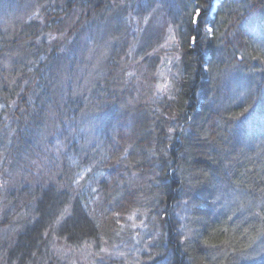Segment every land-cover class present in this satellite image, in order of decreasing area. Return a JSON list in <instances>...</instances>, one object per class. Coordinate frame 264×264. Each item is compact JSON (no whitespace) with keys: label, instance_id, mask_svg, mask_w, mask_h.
I'll use <instances>...</instances> for the list:
<instances>
[{"label":"trees","instance_id":"16d2710c","mask_svg":"<svg viewBox=\"0 0 264 264\" xmlns=\"http://www.w3.org/2000/svg\"><path fill=\"white\" fill-rule=\"evenodd\" d=\"M23 1L2 0L12 10H21ZM67 1L84 9L86 17L116 3ZM174 1L182 23V79L172 106L179 125L167 143L161 142L165 126L159 120L152 119L149 128L148 118L122 103L121 61L116 51L104 59L106 74L93 89L84 84L74 94L70 82L55 90V50L46 45L29 46L33 56L52 62L49 73L43 71L46 63L33 68L29 65L22 48L30 36L27 24L17 20L10 33L0 27V131L7 128L0 132V174L7 178L6 169L18 172L17 165L30 159L51 133L49 127L53 131L56 127L60 138L65 134L72 140L75 137L72 142L64 138L67 153L75 152L82 163L101 171L99 196L92 199L89 210L81 211L75 202L74 215L63 222L67 228L61 232L69 242L86 236L96 240L99 234L110 236L115 211L142 205L158 216L156 223L167 235L159 245H165L171 264H264V0ZM44 13L47 26L62 15L54 7H46ZM30 78L36 79L37 85L25 84ZM11 104L15 115H10L5 125L2 118ZM100 115L112 124L105 129L99 149L92 155L77 152L76 146L83 147L86 141L84 131ZM9 128L12 132L7 136ZM153 141L155 156L150 155L152 160L148 161L144 159L147 152L141 149ZM69 167L63 165L57 179L67 180L65 184L75 192L70 181L73 172L70 179L62 175ZM130 168L157 169L154 187L150 191L145 188L146 192L129 188ZM13 177L15 184L10 186L14 188L6 200L15 208L7 213L8 220L20 210L22 196L21 204L37 201L40 220L48 218L57 205L55 189L47 186L37 190L31 184H24L28 189L19 188L16 175ZM149 192L155 196L152 204H139V193L146 196ZM180 201L189 205L188 216L182 221L186 232L182 229L181 233L177 229L179 218L175 219ZM5 223L2 221L0 227L8 225ZM40 224L42 221L26 237L19 234V255L22 244L26 249L35 247ZM39 251L36 245L34 256Z\"/></svg>","mask_w":264,"mask_h":264},{"label":"rangeland","instance_id":"374dc122","mask_svg":"<svg viewBox=\"0 0 264 264\" xmlns=\"http://www.w3.org/2000/svg\"><path fill=\"white\" fill-rule=\"evenodd\" d=\"M10 3L15 7L11 1ZM21 3V10H12L0 0V27L10 33L17 20L23 25L27 24L26 29L31 30L30 36L24 39L23 52L31 67H40L46 63L44 73L52 70V62L46 61L40 55L33 56L29 46L46 45L47 49L55 50V90L59 85L65 86L68 82L74 88V94L79 93L78 86L84 84L89 90L93 89L98 79L106 74L103 68L104 59L112 57L116 51L121 61L119 78L120 87L123 89L122 103L139 112L141 117L148 118L149 128L152 119L159 120V124L165 126L161 142L167 143L175 136L174 130L179 125V120L172 106L177 101L175 97L180 91L178 84L182 79L179 44L182 23L179 7L174 0H116L110 8L98 14L91 13L88 17L82 14L84 9L75 7L72 2L68 4L67 0H24ZM215 6L212 4V9ZM46 7H54L56 12L62 13L61 18L56 16L57 21L50 26L44 24ZM24 82L33 85L38 83L33 78ZM14 107L11 104L6 116L3 115L5 125L9 122L10 115H15ZM1 108L0 105V110ZM87 112L88 110L83 111L85 114ZM93 121L89 130L84 131L86 141L82 144L83 147L76 146L79 153L94 154L99 149L98 144L105 129L112 124L102 115L95 117ZM5 130L7 128L0 132ZM49 130L51 133L38 145V151L22 166L17 165L18 172L13 174L6 169V175L9 174L7 178L0 174V223H8L7 226L0 227V264H171L170 258L165 256V245H159V240L164 242L167 235L160 230V224L156 223L158 216L148 208H141L142 205L126 212L115 211L111 219L113 228L110 236L99 234L96 240H90V236H86L87 239L80 237L79 241L69 242L61 232L67 228L63 222L74 215L75 202L81 211L85 208L89 210L91 201L99 196L97 187L101 171L82 163L75 152H66L64 138L72 142L75 137L72 140V136L65 134L60 138L56 127L54 131L51 127ZM10 132L12 130L9 128L5 134L9 136ZM154 145L153 141L151 147L145 146L141 149L147 152L144 159L151 161L150 155L155 156ZM68 164L70 169L62 175H67L70 179L73 172L70 181L75 192L70 190L68 183L65 184L67 180L64 183L57 179L58 170ZM156 170L151 168L135 171L130 168L131 177L127 181L129 188L150 191L154 187ZM13 175L17 177L19 188H27L24 184H31L29 186H36L37 190L47 186L55 189L57 205L51 209L52 213L48 218L40 220L41 215L35 208L37 201L21 204L24 198L22 196L18 205H21L20 210L8 220L7 213L15 208L6 200L14 188L10 186L15 184ZM142 195L139 193L137 196L139 204H152L154 193ZM37 196L33 200H37ZM175 208V219L179 218L180 223L178 232L182 229L186 232L182 221L188 216L189 205L180 201ZM40 221L42 227L36 241L39 253L34 256L35 244V247L27 249L22 244V255H19L16 247L19 234L27 236ZM172 222L174 225V219ZM40 246L42 247L39 248Z\"/></svg>","mask_w":264,"mask_h":264}]
</instances>
